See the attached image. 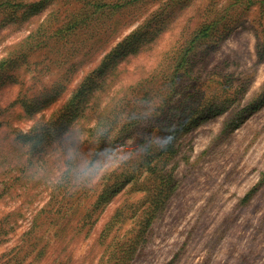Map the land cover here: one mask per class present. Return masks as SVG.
<instances>
[{"label": "rangeland", "instance_id": "1", "mask_svg": "<svg viewBox=\"0 0 264 264\" xmlns=\"http://www.w3.org/2000/svg\"><path fill=\"white\" fill-rule=\"evenodd\" d=\"M0 264H264V0H0Z\"/></svg>", "mask_w": 264, "mask_h": 264}, {"label": "trees", "instance_id": "2", "mask_svg": "<svg viewBox=\"0 0 264 264\" xmlns=\"http://www.w3.org/2000/svg\"><path fill=\"white\" fill-rule=\"evenodd\" d=\"M220 33V29L218 27L212 28L211 24L209 25H204L202 26L200 29H198L196 31L195 39H201V38H205L211 34H213L212 32H214L213 30H215ZM211 31V32H210ZM134 34H130L126 37V39H124V42H121L117 47L114 48L113 50V57L117 56L118 54H120V52L122 51V49H120V46H122L124 43H131V38L134 37ZM112 57V58H113ZM2 65V64H1ZM109 63H107L105 60L104 62L101 64V66L98 68V73H102L104 68L107 66L108 67ZM89 78V76L85 77L84 81L80 84V86L78 87V89H76L75 93L72 95V97L70 98V100L68 101V103L65 105L64 108H66V110H69L70 108H72L74 106V104L76 103L77 99H80L81 96H83L87 90L90 89L93 80L90 84L89 81H87ZM66 117V111H60V113L57 115L55 120H51L49 126L43 127L41 130L36 131V133L33 135V131L32 132H28L26 134V136H28V138H30V140H33L32 146L33 147H38V144H40L43 141V136L45 134H52L57 132V127L59 125V121L62 120V118ZM59 122V123H58ZM45 133V134H44ZM168 144V143H167ZM169 146V145H168ZM156 167V164L154 165ZM154 167L150 168V171H154ZM166 175V174H165ZM164 175V176H165ZM162 176V175H161ZM164 176L160 178L159 183L156 185V188L159 190L160 188L163 190L166 186V183L163 181L164 180ZM166 177V176H165ZM168 184V183H167ZM158 203H160L159 200H156V205H158Z\"/></svg>", "mask_w": 264, "mask_h": 264}, {"label": "clouds", "instance_id": "3", "mask_svg": "<svg viewBox=\"0 0 264 264\" xmlns=\"http://www.w3.org/2000/svg\"><path fill=\"white\" fill-rule=\"evenodd\" d=\"M148 142H151L150 138H148ZM123 143V136H121V138L119 140H117L114 144H113V149L116 151V152H121V151H125L126 153V150H122L120 145ZM142 143L143 142H137L136 145H135V148H140L142 146ZM107 167V164L99 167L96 171V174L94 176H91L90 179L91 181H94L95 179H97L104 171V169ZM85 177H89V173H85Z\"/></svg>", "mask_w": 264, "mask_h": 264}]
</instances>
